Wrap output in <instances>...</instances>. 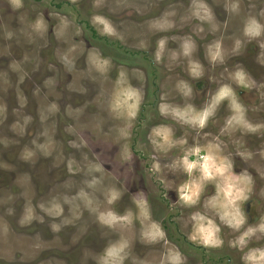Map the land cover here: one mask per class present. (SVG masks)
Returning <instances> with one entry per match:
<instances>
[{"label":"rangeland","instance_id":"obj_1","mask_svg":"<svg viewBox=\"0 0 264 264\" xmlns=\"http://www.w3.org/2000/svg\"><path fill=\"white\" fill-rule=\"evenodd\" d=\"M259 3L0 0V264H264L251 152L203 161L196 127L223 120L208 69ZM240 104L236 131L264 111Z\"/></svg>","mask_w":264,"mask_h":264},{"label":"flooded vegetation","instance_id":"obj_2","mask_svg":"<svg viewBox=\"0 0 264 264\" xmlns=\"http://www.w3.org/2000/svg\"><path fill=\"white\" fill-rule=\"evenodd\" d=\"M250 7L255 9V15H251ZM237 19L236 25L231 26L225 34H222V52L216 66L217 68L208 69L209 73L211 72L213 75L216 73L220 74V77H218L219 82L215 86L208 84L206 88L203 86L201 89L203 91L205 88L206 92H208V94L203 96L205 108L211 104L214 93L218 95L225 92L229 93L223 95L224 99L221 101V106L215 110L216 112L221 110L222 115L219 116L223 120H212L218 117V114H215L213 118H210L211 116L208 118L211 120H205L201 126L200 123L199 126H197L198 124L196 125L203 143L202 149L197 154L203 161L208 159L209 154H211L213 162L216 157H220L223 166H225V163H229L231 158L237 159L232 172H236L239 175L246 173L245 170H247L244 160L239 158L240 152H251L250 171L244 179L245 183L250 187V193L244 202H246V206L250 205L248 217L251 220V224L255 226L263 219L264 215V211L262 213L264 198L260 199L258 197L260 191L264 189V111L259 110L258 113L253 114V119L245 120L244 128L238 131H236L238 128L232 125L234 120L227 119L233 113L231 108L235 111V101H238L241 106V98L246 99L247 103H250L249 106L256 109H261L257 107H262L264 104L260 99V91L264 90L261 88L264 85V5L259 3V5H249L247 10L245 7L242 11L238 10ZM260 73L262 74L260 75ZM157 78L158 75H156V80ZM244 93H247L248 97H245ZM201 94L198 96L202 99ZM252 112L255 113L254 111ZM158 114L161 118H165L159 109ZM193 121L197 122L196 120ZM214 122L217 123V126H214ZM219 149L220 152H216ZM226 157L227 160L225 159ZM186 171L187 176L190 178V172ZM248 176L251 183H248ZM207 187L210 190H215L216 188L213 183H207ZM181 199H184L182 194ZM255 204H257L258 211L253 210ZM246 211L247 208L244 212ZM190 246H194L191 243V238L184 237L183 244L181 243L180 246L178 244L176 249L186 251V256H188L187 250ZM195 246L196 250L202 249L206 251L203 246Z\"/></svg>","mask_w":264,"mask_h":264},{"label":"clouds","instance_id":"obj_3","mask_svg":"<svg viewBox=\"0 0 264 264\" xmlns=\"http://www.w3.org/2000/svg\"><path fill=\"white\" fill-rule=\"evenodd\" d=\"M11 3L15 7H19L21 4V0H11Z\"/></svg>","mask_w":264,"mask_h":264}]
</instances>
